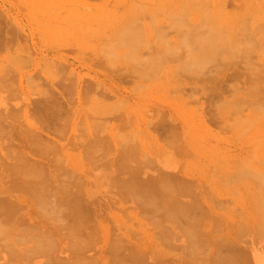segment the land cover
<instances>
[{
  "label": "bare ground",
  "instance_id": "obj_1",
  "mask_svg": "<svg viewBox=\"0 0 264 264\" xmlns=\"http://www.w3.org/2000/svg\"><path fill=\"white\" fill-rule=\"evenodd\" d=\"M19 1L26 6L28 20L36 22L42 40L49 39V46H53L54 55L41 57V61L47 63L39 61V64L48 65L43 64L46 66L44 68L50 69L46 74L45 69L40 66L44 72V78L41 79L47 80L42 82L45 84L44 87L48 86L47 89L41 87L45 91L41 89L40 94L50 93V96L55 97L49 100L51 103L48 99L38 98V101L34 102V107H26V110L14 108L5 113L0 111V264H169L171 258L174 260L175 256L172 255L174 252L170 254L174 257H170L164 251L165 246L175 243L173 239L182 241L178 247L182 250L181 257L178 256L176 262L171 260L173 264H264V246L260 245L262 247L259 249L253 248L255 244L257 247L259 243H264V169L258 166L260 164L262 167L261 163L264 164V118L258 117L264 112L262 109L264 104L261 103L264 102V0ZM4 15L0 11V22H3L2 19L5 22L1 26L9 29V32H6L10 38L6 39L7 45L9 42L13 43L11 40L17 41L22 38L26 30L24 31V26L20 28L17 19L10 17V13ZM24 17L27 18L26 14ZM66 46L78 48L80 53L86 54H82L83 56L80 54L82 59L88 57L84 62L118 72L119 77L114 80L117 83L132 77L135 79L134 82L130 81L135 85L132 89L137 86L148 88L150 92L152 89L182 110L186 108L185 102L180 98L184 96L181 93L184 86L191 89L190 91L188 88V93L185 91V96H195L196 93V95L206 93V96H231L227 104L219 107L221 113L236 110L235 114H238L237 109L244 108H241V105L247 106L250 112L248 120L244 124L233 125L231 130L233 132L234 129L236 135L255 134L253 138L261 139L260 147L253 149L247 156L249 162H245L242 169L240 166L230 168L233 174L226 170L217 169V172L212 173L213 168L211 171L205 169L204 181L207 182L205 186L207 185L208 193L211 190L209 197L200 181L197 183L191 179L185 182L182 179L184 176L181 175L180 178V175L167 173L166 170L175 173L179 167L186 173L185 163H181L182 160L177 162L173 155L160 162L163 168H166L164 172L167 174L162 172V168L161 171L158 170V174L154 173L155 176L150 177L149 174L150 178L146 175L147 179H144L143 173H148L147 169L150 168L151 162L150 157H147L149 142L148 144L143 140L141 143L134 142L135 145L129 144L133 146L129 148V140H132L131 131V134H122L123 130L117 128L118 130L112 131L110 135L104 134L107 139L99 133H94L92 131L94 127L92 129L90 126L84 132L74 127L76 132L79 131L80 135L82 133L79 135L80 143L75 142L81 151L75 156L69 152L66 155L61 153L58 141L49 136V141L43 140L45 134L43 138L41 137L51 129L48 128L50 124L54 123L52 117L48 120L51 119L53 123L45 122L47 120L45 118L51 113L50 105L55 103L56 107L64 109L57 96H71L75 86V89L81 92L82 98L99 96L97 92L100 88L107 91L106 87L104 89L101 86L103 83L91 81L85 83L78 74L75 75V72L69 69L70 63L66 65L67 61L65 63L63 54L58 51ZM0 65V72L3 73L0 75V91H3L2 85H5L7 91L6 82H9L11 76L6 70L10 67ZM63 65L68 68L67 70H72L70 72L73 74L67 72L74 78L68 74L66 77L71 78H64L67 72ZM36 69L39 72L27 74V77L22 75L21 78L35 81L36 76H41L39 66ZM59 70L64 73L60 75L61 78H58ZM226 76L229 78L228 81ZM65 79L70 83L75 81L74 86L72 83L69 86ZM12 81L9 86L14 84L18 88V82ZM227 82L231 83L228 90L225 86ZM143 87L141 88L144 89ZM101 102H104V99ZM122 103L123 100L120 105L125 108ZM257 104H260V109ZM55 106L52 113L60 111ZM255 106L258 107L256 108L258 111L262 109V113L259 111L260 113L256 115L257 111L253 109ZM106 112L105 110V114ZM189 112L190 110H187V113ZM161 114L165 115L167 112L163 111ZM21 115L24 117V124L19 121ZM98 115L102 117L101 114L98 113L96 116ZM60 118L61 115L59 121L62 119ZM130 120L133 119L128 121ZM104 124L102 122L99 126L105 129L107 124ZM201 126L204 131L196 128L194 131L198 133V138H202L200 133L208 132L205 123ZM95 127H98L97 123ZM64 130L57 128L59 133ZM185 130L191 134L188 127ZM138 133L140 135V132ZM163 134L165 133H162V136ZM172 134L171 137H174L175 134L173 136ZM178 136L180 137L176 139L181 144L171 139L170 135L168 142L171 148L175 149L173 154L175 155V151L179 152L178 154L181 152L178 157L183 158L185 151H182L187 144L184 140H179L182 138L181 134ZM162 139L164 141V138ZM71 143L68 141L67 144L72 145ZM199 143L198 139V146ZM124 144L128 148L120 150ZM96 164L102 166L104 170L101 171V177L96 180V184L101 187L94 190L87 186L85 188L87 179L83 172H86V167ZM146 165H149L148 168H145ZM100 178L105 181L102 182L103 185ZM101 189L109 191L111 197L107 199L111 204L133 202L136 207L130 211L125 210L127 206L124 212H121L119 206L116 209L112 207L113 205L110 207L108 201L105 203L91 197L96 196ZM114 195L119 197L118 200ZM220 195L232 198L235 204L246 208L242 212L240 222L233 221L235 217L230 214L232 212L227 214L228 219L233 220L226 221L225 230H222L219 218L214 217L218 214L215 198ZM185 197L186 201L183 199ZM91 199L95 201L90 203ZM107 206L109 208L106 209ZM103 207L105 212H102ZM106 212L114 216L111 225L103 218L107 215ZM125 212L126 215L123 214ZM36 217L40 220H35ZM137 219L149 222L157 232L150 231L147 239L145 237L139 241L140 237L137 238L135 235L138 231L131 232L128 226L133 220L137 223ZM133 225L139 227V222ZM245 231L253 235V239L251 235L253 244L251 243L250 247L241 245V236L244 237ZM254 238L258 243L254 244ZM147 240L149 244H146ZM100 242H104L103 247L99 246V249L102 248L100 252L88 255L87 252ZM247 248L251 251L250 249L247 251Z\"/></svg>",
  "mask_w": 264,
  "mask_h": 264
},
{
  "label": "rangeland",
  "instance_id": "obj_2",
  "mask_svg": "<svg viewBox=\"0 0 264 264\" xmlns=\"http://www.w3.org/2000/svg\"><path fill=\"white\" fill-rule=\"evenodd\" d=\"M13 1L12 0H0V11H2L3 15H4V13L5 14L6 13H10L9 16L10 17L13 16L14 18H16L17 22H18V25H21L20 28L22 29L23 28L22 26H24V28H25L24 31L26 30V32L23 33V34L21 33L23 35L22 38L20 37L17 41L11 40V41H13V43L9 42V43H7V45H5V42L7 40H10L9 36H7L8 33H6V32H9V29H5L4 26L3 27L1 26V24L3 25L5 23L3 19H2L3 22H0V33H1L0 40L3 37V39L0 41V42L3 41V43H0V60H1L0 64L8 65L10 67V68H7L6 71L8 73H10L9 76H11L10 77L11 79L9 80V82L8 83L6 82V84H8V90L6 91L5 85H2V87L4 86L5 88L3 87V91H0V99L2 101L0 103V111L3 112V113L9 112L11 109H14V108L26 110V107H30V108L34 107V102H36L38 100L48 99V101L49 100L51 101L52 97L53 98L55 97V96H50L49 95L50 93L49 94L46 93L47 94L46 95L43 92H41V94H40V90L43 89L41 87H44V85H45L42 82L44 79H41V77L44 78L43 77L44 76V72H43L42 69H40V66H41V68L45 69V71H46L45 73L46 74H47V72L50 71V69L48 70L47 68H44V67H46L44 65L47 63V61H44V60L41 61V59H42L41 57H42V55H46L47 57H49L51 55H54L55 53L53 52L54 51L53 50V46L52 47H51V45L49 46V43H48L49 39L46 40V41H45V39L42 40L43 37H40V32H38L39 28L37 27L36 22H32V21L28 20L29 19V17H27L28 16L27 15L28 11L26 10L25 4L22 3V2L20 3L19 0H13ZM23 13L26 14L27 18L24 17L25 14H23ZM28 22H29V25H28ZM30 22H32V23H30ZM31 24H33L34 26L31 25ZM5 26H6V24H5ZM37 28H38V30H37ZM1 29H3V30H1ZM33 34H35L36 36H34ZM32 35H33V37H32ZM51 41L54 44L53 40H51ZM11 44H12V46H11ZM7 46H10V48L7 47ZM18 46L23 47L25 51L23 50V48H21L22 49L21 50ZM27 47H28V49H27ZM42 47H44V48H42ZM66 47H64V48H62L61 50H58V51L61 54H63L64 58L66 59V60L64 59L65 63L67 61L66 65H68V63L72 64V65L69 64V66H70L69 69H72L73 72H75L74 73L75 75L78 74L80 76V78L85 81V83L88 82V81L89 82L93 81V80L98 81L100 83H103V84H101V86L103 88L106 87L107 89H105V88L104 89L107 90V91L105 92L104 90H101V88H100V90L97 92V94H99V96H95V97L92 96L93 98L91 96H85V98H84V96H83V98H82L81 92L79 91V89L77 91V89H75L76 88V86H75V88H73L74 91L71 92V96H57L59 98L60 104H62V106H63L62 108H64V109H61V107H59V106L56 107L54 105L55 103H53V105L52 104L50 105L51 113H52V108H54L53 106H55L56 108H58V110H60L58 112L61 115L62 119L60 118L61 120L60 121L58 120V118L60 117L58 112L57 113L55 112V113H52V114L50 113V116H47L45 119L48 120V118L52 117L51 119H52V121L54 123L51 121V119H49L48 121L46 120L45 122L46 123L48 122L47 124L53 123V124H50V126L47 125V126H49L48 128L52 129V133H51V129H48V132H50V133L45 132V133L42 134L41 137L43 138V135L45 134L46 137L44 136L45 138H43V140L49 141L50 138H51V139H54V141H58L59 142L58 145L60 146V152L61 153H64L66 155V153L69 152V154L74 155V156L77 155V153H80L81 149L77 145V143H75V142L78 141L80 143V140H79L80 132L81 131L82 132L86 131L87 129H89L90 126H91V128L94 127V129L92 128L93 129L92 131L94 133H99V135H101L104 138H107L105 135L106 134L110 135V133L112 131H114V130H118V129L119 130H123L124 132L121 131L122 134H125V133L128 134L131 131L132 134L131 133L130 134L132 136L130 137V139L132 138V140H129L130 141V143H128V147L129 148H131V147H133L135 145L134 142L141 143L142 140L144 142L146 141L147 144L149 142V146L147 147V157L148 158L150 157V159H151L150 161L151 162L149 164L150 168H148L149 165H146V167H145V168H148L147 169L148 173L147 174L143 173V178H144V174H145V178L144 179H147V177L150 178V177L155 176L156 174H158L159 173L158 170L161 171V169L163 168V166H162V164L160 162L165 160V158L169 157L170 155H173V157L176 158L175 160L177 162H179V161L181 162V160H182L181 163H185V172L187 174L184 173L180 169V167L177 169L178 171L175 170V173H173V171H171L169 173V171L166 170L167 173L169 175H176V174H177L176 176L180 175L179 176L180 178L182 176H184L182 179H184L185 182L186 181H190L191 179H192V181H196L197 183H198V181H200V185L202 184L201 186L203 187V185L205 186V184H207V182L205 183V181H204L205 176H206L205 175L206 174V170L205 169H208L209 171H211V169L213 168L212 171H211L212 173H215V171L217 169L218 170H226L227 172H229L231 174V172L233 170H231V172H230V168H234L235 169L236 167L240 166L241 169H242V165L245 162H249V160H248L249 158H247V156L253 151V149H256V147H260L259 144H261V142H260L261 139L253 138V136L255 134L247 136L246 134L244 135V134H241V133H237L238 135H236V132H234V129H233V132L231 130L233 125H235V124L236 125L244 124V122L248 120L247 117L250 116L249 115L250 112H249V108H247V106H245V105L242 106L241 105L240 107L241 108L244 107V108H242L243 110L240 109L241 111L237 109L236 113H238V114H235L236 110L234 111V109H233L234 112L228 111L226 114H222L221 113V110L219 109V107L221 105L227 104L229 102L228 100H230L231 96H208V95L206 96V93H202V92H201L202 94H198V95H196L197 94L196 93L195 96H185V91H186V93H188L189 91H187V90H188L189 87H185L184 86L183 89H182V92H181L184 96H180V98H181V100H183L185 102V107L186 108H185V110H182V109L178 108L177 106H175V104H172L171 100L167 99L165 96H162V95L160 96V94L156 93L152 89H151V92H150V89L144 88L143 86H141V87H143L144 89H142L140 86L134 87V89H132V87L135 86L132 82H130L132 80L134 82V80H135L132 77L131 78H127L126 81H124L122 83H117V81H113L112 79L109 78V75L110 74L116 75L117 73L110 72L106 68H103V67L102 68L101 67H96L92 63H89V62H86V61L84 62V60L87 59L88 57L84 56L85 59H82L83 58L82 56L86 55V54L80 53L78 48L75 49L74 47L72 48L71 46L70 47L66 46ZM30 49L32 50L31 52H30ZM9 50L12 51L13 53L12 52L10 53ZM77 50L79 51V53H78ZM27 52H29L30 54L27 53ZM9 53H10V56L8 55ZM52 53H54V54H52ZM77 54H79V56H80V54L81 55L83 54V55L79 57V56H77ZM9 57H10V59H9ZM26 57L28 58V60H27ZM12 58H13V60H12ZM7 61H9V62H7ZM39 61L40 62L44 61L46 63L45 64L41 63L42 65L44 64L43 67H42V65L39 64L40 63ZM1 62H3V63H1ZM38 66H39V70L41 72L39 75H41V76L40 77L39 76L35 77L37 81L36 80L35 81H32V80L30 81L29 79H26L25 77H27L26 76L27 74H31V73H34V72L36 73V71L38 70L36 68ZM63 66L65 67V65H63ZM64 67H63V69H64ZM67 69L68 68L65 69L66 72L68 71L69 74H70L72 72V70H70L71 71L70 72ZM61 71H63V70H61ZM37 72H39V71H37ZM58 72H60V70ZM68 72L65 73V77L64 76L63 77L70 79L71 77H66L67 76L66 74H68ZM62 74H64V73H62V72L58 73V78H61L60 75H62ZM71 74H73V73H71ZM0 75H3V73L0 72ZM15 75H18V76L15 77ZM22 75L25 76V77H23V79L21 78ZM69 76H73V75H69ZM73 78H74V76H73ZM73 78H72V80H73ZM14 80L18 82V84L16 83L18 88H16V86L14 84L12 86H9L10 81L14 82ZM65 80H66L65 82H67L68 85L72 83V82L70 83L69 81H67V79H65ZM72 80H70V81H72ZM226 80L227 81L229 80V78L227 76H226ZM45 82H47V80ZM40 83H42L43 86ZM73 83L71 85H73ZM39 84H40V87L38 88ZM230 85H231V83H229V82L226 83V85H225L226 86V90L229 89ZM46 86L44 87L45 89H47V87H48V86L47 87ZM185 88H187V89L185 90ZM139 89H141V90H139ZM57 90H59V89H57ZM134 90H137V91L134 92ZM189 90L191 91L190 88H189ZM136 92H139V93H136ZM103 97H105V98H103ZM176 98H177V96H176ZM84 99H86L87 101L85 100V102H84ZM103 99H104V102H101V101H103ZM120 99L123 100L122 104H124L123 107H125V108L121 107L120 102H122V100H120ZM214 99H216L217 101L214 100ZM92 100H93V104H92ZM94 100H95V102H94ZM50 101H49V103H51ZM98 101H100L101 103L98 102ZM61 102H63V103H61ZM27 103L30 104V105L28 106ZM256 103H258V102H256ZM261 103L264 104V102H261ZM107 104H108V106L105 108V110L107 112L105 114L104 107ZM263 104H261V105H263ZM85 105L86 106L88 105V106L86 107ZM89 105H90V107H89ZM259 105L257 104L256 106H259ZM92 106H94V107H92ZM97 106L100 109L99 108L98 109L95 108ZM256 106L253 109H255V111H257L255 113H256V115H258V113H260L261 110L264 109V106H262V109L259 110L260 112L258 111V109H256V108H258ZM17 107H19V108H17ZM240 107L238 105V108H240ZM108 108L111 109V110H109ZM217 108L219 109L218 111H216ZM260 108L261 107L259 106V109ZM65 109H66V111H65ZM85 109L88 112V115H87V112L85 111ZM87 109H89V111ZM94 110L95 111L99 110L101 113L99 111H98V113L101 114L102 117H99V115L96 116L98 113L96 114L97 111L95 112ZM187 110H190V112L187 113ZM80 111H82V112H80ZM160 111H162V112H160ZM163 111H164V113L167 112V114H165L166 116L161 114V113H163ZM93 112H94V114H93ZM116 112H118V114ZM152 113H154V114L151 115ZM157 113H159V114L156 115ZM216 114H218V115H216ZM57 115H59V116H57ZM89 115H90V117H89ZM128 116L130 118H128ZM88 117H89V119L91 121H89ZM96 117H97V120H96ZM98 117H99V119H98ZM110 117H112V118H110ZM258 117L259 118H264V112L261 115L259 114ZM31 118H33V117H31ZM131 118L133 120L128 121ZM191 118H193V119L191 120ZM199 118H201V119H199ZM19 119H20L19 121H21L24 124V117L22 116ZM25 120H26V118H25ZM121 120H124V121H121ZM148 120L150 122H148ZM199 120H202V122L200 123ZM49 121H51V122H49ZM65 121H66V123H64ZM93 121H94V123H93ZM90 122L92 123L93 126L91 125ZM102 122L105 123L104 125L107 124L109 129L107 128V125L105 126V129H103L104 127L102 128L101 126H99ZM120 122H122V123H120ZM191 122H193V123H191ZM16 123L18 124L19 122H16ZM95 123H97L98 127H95ZM203 123L206 124V126L208 128V132L207 133L206 132L200 133L202 138H198V133H194V131H196L195 128L197 130L200 129L201 131H204L205 129H203V127L201 126V124H203ZM54 124H55V126H53ZM120 124H121V126H120ZM56 126H58V127H56ZM119 126L121 128H119ZM126 126H127V129H126ZM59 127L62 128L63 130L66 127V129L64 130L66 132L63 131L62 133H59V131H57V128H59ZM74 127H76L80 132L79 131L76 132L73 129ZM187 127L190 129L191 134L187 133L188 130H185V128H187ZM54 128H56V129H54ZM170 129H171L172 132L169 131ZM97 130H99V131H97ZM136 131L140 132V135ZM64 133H67V134H65L66 136L64 135ZM85 133H83V137H84ZM162 133H165V134L167 133V134L166 135L163 134L164 136H162ZM172 133L175 134V136H174L175 138L171 137ZM173 134H172V136H173ZM179 134H181V137H182V138H179V140L182 139V140L185 141V144H187L186 145L187 148L185 146V150L182 151V152L185 151V154H184L183 158H182V156L178 157L181 154V152H180V154H178L179 152L175 151V155L173 154L174 153L173 151L175 149H172L170 144H169V142H168L169 141L168 139L171 137V139L175 140L176 143L178 142V144H181V142L179 143V141L176 139V137L177 138L180 137V136H178ZM56 135H59L60 137H57ZM81 135H82V133H81ZM86 135H88V134L86 133ZM169 135H170V137H169ZM48 136L50 137L49 139H48ZM61 136H62L63 139L61 138ZM160 136H162V137H160ZM192 136H195L197 138H190ZM64 137H66L65 138L66 140H64ZM154 137H156L158 140H156V138H154ZM153 138H154V140H153ZM162 138H164V141H162L163 140ZM70 139H72V140L70 141ZM159 139H160V141H159ZM198 139L200 141L199 146L197 145ZM250 139H252V141H250ZM68 141H69V144L72 142L73 144L72 143L71 144L73 146L72 145H68L67 144ZM129 144L130 145L134 144V145L130 146ZM182 144H184V142H182ZM200 146H202V147H200ZM77 147H79V148H77ZM119 147H121V146H119ZM124 147L128 148L127 145L124 144L120 148V150H122V148L125 149ZM66 150H67V152H66ZM190 153H191V157H189ZM192 154H194L193 155L194 157H192ZM152 161H153V163H152ZM151 164H152V167H153V164H155V167L152 168ZM158 164H159V166H158ZM261 165H262V167L260 166V164L258 166L260 168L264 169V164L261 163ZM210 166H212V167L210 168ZM97 168H100V169H97ZM163 169H162V172H164L166 168H163ZM143 170H144V168H143ZM170 170H172V169H170ZM101 171L103 172L104 170H103V167L102 166L100 167L99 164L90 165V166L86 167V172H83V175H85V177L87 179L86 182H88V184L85 182V188L87 186L88 188H91L92 190H94V189H96V187H98V188L101 187V186H98L96 184V180L98 179V177H101V173H102ZM144 172H146V169L144 170ZM154 173H155V175H154ZM167 173H165V174H167ZM232 174H233V172H232ZM146 175H147V177H146ZM188 178H190V179L187 180ZM193 178H195V180ZM100 180H101V183H102L103 181H102L101 178H100ZM103 183H105V181ZM103 183H102V185H103ZM203 189H204V187H203ZM113 191H115V190H112V192ZM204 191H206V194L209 197V194H211L210 193L211 190L208 193L207 185L205 186V190ZM108 192H109L108 190L101 189L100 191L97 192L98 194L96 196L91 195V197H94L95 200L97 199L98 201H102V202L104 201L106 203V201H108L107 197H111V195H109ZM115 192H117V191H115ZM114 197H116V199L119 198L116 195H114ZM183 199L186 201L187 197H185ZM215 199H216V203L215 204L218 206V208H217L218 214H216L217 216L215 215L214 217L215 218L218 217L219 218L218 220L221 221L222 230H225L224 224H226V221H229V220L232 221L233 220V219H228V215L227 214L229 212H232L230 214H232L235 217L233 221H235V222L242 221V218H241L242 214H243L242 212L246 208L242 207L241 205L235 204L234 200L232 198L230 199L227 196H223L222 197L220 195V196H217ZM95 200L91 199L90 203H93V201H95ZM107 203L110 204V207H111V205H113L109 201ZM132 203H121V205L114 203V205L112 207L117 209L118 206H119V209L122 212L128 206V208L125 209V210H130L131 211V209H134L136 207V204L134 205V203L133 204ZM128 204H130L131 206L128 205ZM115 205H117V207ZM209 205H207V206H209ZM103 208H104V210L102 212H105V207H103ZM107 208H109V206H107L106 209ZM106 214L109 217H107ZM123 214L126 215V212L123 213ZM220 214H223V215L221 216ZM105 215L106 216L103 217L104 220L106 222H109L107 224L111 225V222L114 220V219H112V217L114 218L113 214H110V213L106 212ZM224 216H226V217H224ZM229 216H231V215H229ZM222 218L225 219V220L223 219L225 222L222 221ZM35 220H40V219L36 217ZM207 221H209V220L207 219ZM211 221H213V220H211ZM138 222H139V227H137L138 225L137 226L133 225V224H138ZM142 223H143V225H142ZM128 226L131 229V232L135 233L136 231H138L137 232L138 234L135 233V235H136L137 238L140 237V238H138L139 241L144 240L143 238H145V237L147 239L148 238L147 236H148L149 232L151 231L152 233H154V231L156 230L154 228V226H152L149 222H145V220H143V219H142V221H141V219H137V223H136L135 220H133V222L130 223ZM132 230H134V231H132ZM139 232H141V233H139ZM155 232H157V231H155ZM246 233H248V234H246ZM249 233L250 232H246L245 231L244 237H243V235L241 236L242 237V239H241V242H242L241 245L242 246L243 245L246 246V247L252 246V244H253L252 240H251V235L252 234L250 235ZM137 235H139V236H137ZM141 237H142V239H141ZM252 239H253V235H252ZM148 241L149 240H147L146 244H149ZM173 241L175 242V243H173V245L171 243L170 245L168 244L167 246H165V251L164 252L168 253L169 255L172 252H174V253H172V255H174L177 258L175 259V257L172 256V255H170V257H174V260L176 262V260L179 259L178 256L181 257V254H182L181 253L182 250H179L180 248H178L179 245L182 244V241H181V239L178 240V241L173 239ZM255 241L256 240L254 238V244L258 243L257 241L256 242ZM175 244H177V245H175ZM260 245L264 246V243H261V244L259 243V246H257L258 248L256 247V244H255L253 246V248L255 247L256 249H259V247H262ZM95 246L96 247H93V249H91V250H89L87 252L88 255H93L95 253L97 254V251L100 252V250L102 248L101 249H99V248L104 246V242H100L99 244H96ZM171 246L172 247L174 246V247L172 248ZM169 248H170L171 252H170ZM249 249L250 248H247L246 250L248 251ZM250 251H251V249H250ZM175 253H176V255H175ZM65 255L66 254H64V256ZM185 258H186V255H185ZM171 260L174 261L173 258H171L169 264H173V262ZM2 261H3V259H2Z\"/></svg>",
  "mask_w": 264,
  "mask_h": 264
},
{
  "label": "crops",
  "instance_id": "obj_3",
  "mask_svg": "<svg viewBox=\"0 0 264 264\" xmlns=\"http://www.w3.org/2000/svg\"><path fill=\"white\" fill-rule=\"evenodd\" d=\"M94 66H96L94 63H92ZM96 67H98V66H96ZM108 71H110L109 69H107ZM110 72H115V73H117L116 75H113V74H110L109 75V78L110 79H112L113 81L114 80H116V79H118V77H119V73L118 72H116V71H110ZM91 82H98V81H95V80H93V81H91Z\"/></svg>",
  "mask_w": 264,
  "mask_h": 264
}]
</instances>
